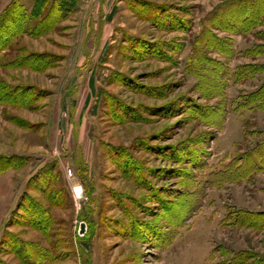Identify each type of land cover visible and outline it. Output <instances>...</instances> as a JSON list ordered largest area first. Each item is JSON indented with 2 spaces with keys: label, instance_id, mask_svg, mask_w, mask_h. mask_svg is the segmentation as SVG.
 <instances>
[{
  "label": "rangeland",
  "instance_id": "obj_1",
  "mask_svg": "<svg viewBox=\"0 0 264 264\" xmlns=\"http://www.w3.org/2000/svg\"><path fill=\"white\" fill-rule=\"evenodd\" d=\"M71 2L0 53V264L264 261V0Z\"/></svg>",
  "mask_w": 264,
  "mask_h": 264
},
{
  "label": "trees",
  "instance_id": "obj_2",
  "mask_svg": "<svg viewBox=\"0 0 264 264\" xmlns=\"http://www.w3.org/2000/svg\"><path fill=\"white\" fill-rule=\"evenodd\" d=\"M33 1L34 6L32 8L30 17L26 15L27 12L24 13V11H20V9L22 8L19 7L23 6L20 3V0H12L9 5L10 7H8L9 10L7 9L4 11L2 17L0 18V53L2 52V50L4 51L9 47L13 40H15L19 36L27 34V32L30 33L27 34L28 36H33L34 38L41 37L43 34L50 32L60 21L64 20L73 12L75 6L74 2H71L72 0ZM33 19L34 21L36 20L35 23H32L34 22ZM29 20H31L32 27H28ZM34 57H36L35 54L19 57L14 59L9 65L14 69H30L33 71H41L45 67H49L53 63L50 59H47V61L45 62H33ZM7 89L8 88H1L3 92L0 93V104L16 105L21 107H32L29 105L34 104L31 103V101H27L28 98L23 97V94L29 93L28 88L17 86L13 91H11L10 89H8L9 91H7ZM262 90H264V86ZM258 96V100L264 102L260 94H258ZM123 112L125 113V111ZM18 123L24 125V123L21 121ZM260 154H264V150L260 151ZM19 158L21 157L15 155L0 156V175L5 173L6 171L21 169L24 165L20 164ZM257 169L264 170L262 163L257 165ZM36 208L38 209V212H42V209L38 207ZM20 243L21 242L17 243V247L19 246L18 252L19 248L21 250L22 247V245L20 246ZM23 245L30 246L25 244ZM31 251L32 253H34V255H36L37 258L39 257V259L44 256L43 254L38 252L36 248H33V250ZM24 255H27V253H24ZM234 258L235 261L232 259L233 261L231 260L230 264H247L255 260V257H253V255L244 253L239 254ZM259 264H264V261Z\"/></svg>",
  "mask_w": 264,
  "mask_h": 264
},
{
  "label": "water",
  "instance_id": "obj_3",
  "mask_svg": "<svg viewBox=\"0 0 264 264\" xmlns=\"http://www.w3.org/2000/svg\"><path fill=\"white\" fill-rule=\"evenodd\" d=\"M81 228H82V229L84 228V224H82Z\"/></svg>",
  "mask_w": 264,
  "mask_h": 264
},
{
  "label": "built area",
  "instance_id": "obj_4",
  "mask_svg": "<svg viewBox=\"0 0 264 264\" xmlns=\"http://www.w3.org/2000/svg\"><path fill=\"white\" fill-rule=\"evenodd\" d=\"M92 1H96V0H92ZM71 172V171H70Z\"/></svg>",
  "mask_w": 264,
  "mask_h": 264
}]
</instances>
